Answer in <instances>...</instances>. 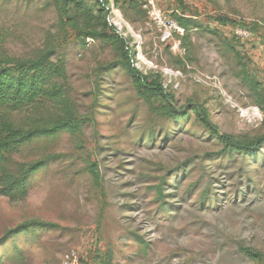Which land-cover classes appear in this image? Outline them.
<instances>
[{
	"label": "rangeland",
	"instance_id": "374dc122",
	"mask_svg": "<svg viewBox=\"0 0 264 264\" xmlns=\"http://www.w3.org/2000/svg\"><path fill=\"white\" fill-rule=\"evenodd\" d=\"M101 1L0 0V64L47 57L66 71L61 95L0 103V133L73 127L8 156L16 175L46 165L26 195L0 194V264H60L70 250L80 264H264V145L224 150L191 108L240 140L264 135V0ZM105 20L183 116L139 92Z\"/></svg>",
	"mask_w": 264,
	"mask_h": 264
},
{
	"label": "trees",
	"instance_id": "16d2710c",
	"mask_svg": "<svg viewBox=\"0 0 264 264\" xmlns=\"http://www.w3.org/2000/svg\"><path fill=\"white\" fill-rule=\"evenodd\" d=\"M98 2L101 8H103L104 3L101 0H98ZM175 18L178 25L185 31H188L192 27L200 28L202 26L197 20L184 16L175 15ZM218 20L220 22L229 21L226 17H218ZM104 28L105 30L102 36L104 38L114 39L121 48L123 57L122 64L134 80L139 92L141 94L158 95L169 105L171 114L183 116L184 113L182 110L175 106V95L163 87L160 76L145 74L135 66L132 62L133 58L130 55L132 47L124 37L118 35L114 25L105 20ZM237 37H241V35L237 33ZM9 63V66L0 64V103H6L18 108L31 104L41 97L53 98L63 94L56 80L65 77V68L49 60V58L42 57L37 60L11 59ZM191 108L204 126L220 141L224 150L237 151L244 155H253L263 147L264 135L252 141L240 140L231 133L220 131L219 126L214 123L209 112L203 105L196 103ZM79 124H81V121L76 122L75 126ZM71 128L73 127L69 123L59 122L50 128L42 129L21 130L11 126L2 129L0 133V194L9 197L26 195L29 176L46 165L45 161H37L24 169L20 175H16L5 165L10 159L8 157L9 155L37 138L52 136L61 130ZM91 172L94 180L99 184V173L93 167L91 168ZM28 229L29 227L27 225H21L9 234H17ZM244 251L252 258L261 255L248 248H245Z\"/></svg>",
	"mask_w": 264,
	"mask_h": 264
},
{
	"label": "built area",
	"instance_id": "2783aa9c",
	"mask_svg": "<svg viewBox=\"0 0 264 264\" xmlns=\"http://www.w3.org/2000/svg\"><path fill=\"white\" fill-rule=\"evenodd\" d=\"M237 33L245 36L249 35V33L245 30L237 31ZM60 264H80L77 252L75 250H70L69 252L65 253Z\"/></svg>",
	"mask_w": 264,
	"mask_h": 264
}]
</instances>
